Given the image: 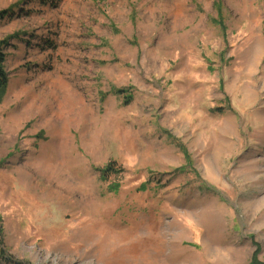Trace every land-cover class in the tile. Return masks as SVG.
<instances>
[{
	"label": "rangeland",
	"instance_id": "obj_1",
	"mask_svg": "<svg viewBox=\"0 0 264 264\" xmlns=\"http://www.w3.org/2000/svg\"><path fill=\"white\" fill-rule=\"evenodd\" d=\"M2 12L0 264H264V0Z\"/></svg>",
	"mask_w": 264,
	"mask_h": 264
},
{
	"label": "trees",
	"instance_id": "obj_2",
	"mask_svg": "<svg viewBox=\"0 0 264 264\" xmlns=\"http://www.w3.org/2000/svg\"><path fill=\"white\" fill-rule=\"evenodd\" d=\"M6 15H7V12L0 13V19L5 18ZM6 44L7 43H5L4 41L0 42V91L5 90L9 84L8 73L6 72V67H5L6 62H7V54H5L4 49H3ZM118 93L125 94V91L119 90ZM128 98L129 97H126L127 100ZM128 102L130 101L128 100L127 103ZM115 166H116L115 163H111L105 169H103L101 173L103 174V176L105 177L107 176L106 178H108V176L112 174H120V170H118V168ZM1 235H2V226L0 222V239H1ZM256 256H257V253L255 254V257Z\"/></svg>",
	"mask_w": 264,
	"mask_h": 264
}]
</instances>
